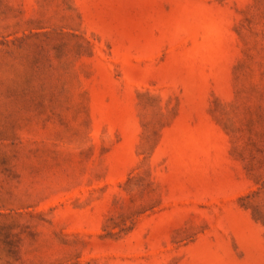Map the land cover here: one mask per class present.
<instances>
[{
	"label": "rangeland",
	"instance_id": "374dc122",
	"mask_svg": "<svg viewBox=\"0 0 264 264\" xmlns=\"http://www.w3.org/2000/svg\"><path fill=\"white\" fill-rule=\"evenodd\" d=\"M0 264H264V0H0Z\"/></svg>",
	"mask_w": 264,
	"mask_h": 264
}]
</instances>
